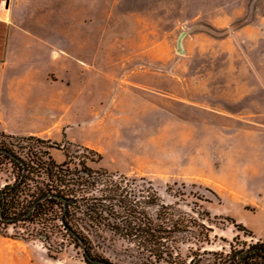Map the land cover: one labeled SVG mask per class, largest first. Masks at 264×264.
<instances>
[{
    "label": "rangeland",
    "instance_id": "1",
    "mask_svg": "<svg viewBox=\"0 0 264 264\" xmlns=\"http://www.w3.org/2000/svg\"><path fill=\"white\" fill-rule=\"evenodd\" d=\"M4 12L16 31L64 45L87 88L69 112L74 141L0 135V144L25 160L48 152L68 168L83 159L92 178L74 181L77 198L117 188L156 219L167 206L165 217L187 224L173 234L179 264H208L264 239V118L229 115L264 111V0H4ZM15 45L25 65L57 63L38 38ZM14 177L0 160V187ZM58 224H0V264H87ZM100 228L102 237L79 226L91 254L166 263Z\"/></svg>",
    "mask_w": 264,
    "mask_h": 264
},
{
    "label": "trees",
    "instance_id": "2",
    "mask_svg": "<svg viewBox=\"0 0 264 264\" xmlns=\"http://www.w3.org/2000/svg\"><path fill=\"white\" fill-rule=\"evenodd\" d=\"M0 135L18 137L3 133ZM21 138L43 141L34 136ZM52 143L58 145L56 142ZM64 155L67 157L66 153ZM0 160L11 164L15 169L13 182L0 187V224L22 220L46 228L49 224L58 221L59 227L74 243L82 247L83 252L85 249L93 258L113 264L103 256L90 253L91 240L79 229L80 225L87 224L94 228V235L102 237L104 229L101 230L100 226L104 225L119 238L135 242L137 253L143 255L145 261L159 263L164 260L165 264H179L176 261L179 257L178 246L173 234L181 231V227H186L187 224L186 220H172L170 217H165L167 206L157 208L156 219L146 214L126 194L118 193L117 188L101 196L77 198L74 190L79 189V185L82 184L78 185L74 181L83 179L89 183L92 178V172L83 159H79L77 168H68L63 163L55 162L48 152H43V156L36 157L35 160H25L2 142ZM39 178L41 184L37 182ZM30 180H34L33 188H30ZM148 198H151L150 205L155 199L153 193ZM79 208L80 214L77 212ZM230 221L237 230H245L243 225L232 218ZM41 235L48 239L47 234ZM197 263L193 262V264ZM208 264H264V239L250 244L245 249L231 248L229 254Z\"/></svg>",
    "mask_w": 264,
    "mask_h": 264
},
{
    "label": "crops",
    "instance_id": "3",
    "mask_svg": "<svg viewBox=\"0 0 264 264\" xmlns=\"http://www.w3.org/2000/svg\"><path fill=\"white\" fill-rule=\"evenodd\" d=\"M24 35L38 38L52 50L53 60L57 62L53 68L24 64L26 53L15 45ZM68 54L64 45L16 31L5 15L4 0H0V133L51 141L65 137L74 141L68 130L78 119L69 112L73 102L82 104L87 77L81 66L72 67ZM232 113L229 115L234 117L264 118L262 107L253 114ZM96 116L95 121L102 125L103 115ZM55 130L60 133L59 139L53 137ZM81 142L97 146L87 139Z\"/></svg>",
    "mask_w": 264,
    "mask_h": 264
},
{
    "label": "water",
    "instance_id": "4",
    "mask_svg": "<svg viewBox=\"0 0 264 264\" xmlns=\"http://www.w3.org/2000/svg\"><path fill=\"white\" fill-rule=\"evenodd\" d=\"M179 50L181 51V42L179 41ZM62 201L65 203V200L62 199ZM12 220V219H10ZM81 243L83 244V242L81 241ZM84 258L85 261L87 262V264H111V263H106L103 260L97 259V258H93L92 256H90L89 254L86 253L85 249H84Z\"/></svg>",
    "mask_w": 264,
    "mask_h": 264
}]
</instances>
